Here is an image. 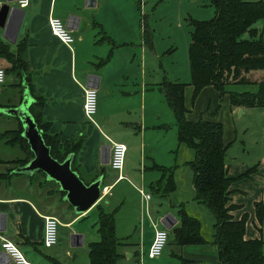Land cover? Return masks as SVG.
<instances>
[{
    "label": "crops",
    "instance_id": "obj_1",
    "mask_svg": "<svg viewBox=\"0 0 264 264\" xmlns=\"http://www.w3.org/2000/svg\"><path fill=\"white\" fill-rule=\"evenodd\" d=\"M153 1L30 0L28 7L20 9L16 0H0V9L7 6L13 10L0 27V45L15 53L24 43L28 63L27 79L7 74L0 85V110L17 107L23 99L29 98L30 105L36 97L42 99V116L50 124L48 133L61 143L81 144L73 164L80 179L87 185L102 181L98 203L76 214L63 199L57 183L41 173H15L12 162L20 159L22 152L0 140V175H5L0 179V234L30 264H89L88 245L100 240L96 224L100 209L114 214L115 235L122 244L117 264H142L155 227L171 234L179 226L176 212L180 206L201 222L205 243L174 247L169 261L165 255L153 260L147 257L146 264H218L212 244L214 218L193 200L192 174L186 166L193 154L178 143L175 119L159 90L160 84H187L184 103L190 111L189 120L215 117L224 121L214 109L194 113L192 101L191 105L187 103L186 97L191 98L193 90L188 85L190 75L178 68L175 55L182 41L189 47V32L184 33L181 23L173 27L169 22L157 34L147 16ZM50 17L62 20L71 32V49L51 34ZM157 36L163 37L160 47ZM166 58L171 60L168 66L175 67L168 71L169 78H159ZM8 67L0 56V68ZM89 86L98 92L94 118L97 126L89 123L83 113V90ZM226 105L230 115L241 114L242 109L230 107L228 98ZM18 124L16 118L2 115L0 134L16 129ZM107 138L127 148L121 180L109 167ZM224 141L228 142L225 131ZM129 151H133L132 156H128ZM249 165L226 160L228 176L234 179L229 205L235 209L229 214L235 221L247 215L245 240L264 241V230L255 215V204L264 203V157ZM156 167L172 168V192L163 191L164 182L158 183L162 174ZM250 169L254 170L248 178L239 179ZM126 181L128 184L123 183ZM140 191L151 195L147 204ZM107 197L108 202L101 205ZM44 216H54L60 223L58 244L52 248L42 245ZM164 217L173 222L171 229L161 224ZM0 264H12L1 247Z\"/></svg>",
    "mask_w": 264,
    "mask_h": 264
},
{
    "label": "trees",
    "instance_id": "obj_2",
    "mask_svg": "<svg viewBox=\"0 0 264 264\" xmlns=\"http://www.w3.org/2000/svg\"><path fill=\"white\" fill-rule=\"evenodd\" d=\"M205 1L214 9V16L208 21L189 20L191 30L188 85L193 89L192 104L202 90L211 87L219 94L220 99L224 95L228 96L231 108L264 110V79L256 83L250 78L251 73L264 71V26L261 33L257 28V23L264 20V3L244 0ZM0 56L9 64L4 70L6 75L13 74L20 79L28 76L24 43L19 45L15 53L0 45ZM232 85H257L258 91L239 93L226 89ZM186 86L184 83L165 81L160 84L159 90L173 113L179 145L193 154L192 160L186 164L192 174L193 200L214 218L212 244L217 251L218 264H264V241L244 238L247 215L244 214L240 220L235 221L229 214L235 209L229 205V188L234 179L228 176L226 167V152L232 143L224 141V126L215 117L188 119L190 111L184 103ZM29 89L33 94V87L30 86ZM42 108V99L36 97L29 113L42 133L51 157L63 163L71 156V169L78 174L73 164L81 144L61 143L57 136L50 135V124L43 119ZM2 115L0 113V117ZM212 116H216V113ZM22 132L19 123L16 129L0 134V140L5 145L16 147L22 152V157L12 162L15 169L23 168L33 159ZM156 168L162 173L158 183L164 182L163 191L172 192L175 187L172 168ZM253 170L250 169L239 179L248 178ZM4 177L5 175H0V179ZM61 194L64 197V193ZM176 214L179 226L169 234L168 245L183 247L204 244L201 222L191 216L184 206L178 207ZM255 215L259 225L264 228V203L255 204ZM96 224L100 240L88 245L89 264H117L121 257L119 249L122 244L115 235L114 214L100 209Z\"/></svg>",
    "mask_w": 264,
    "mask_h": 264
},
{
    "label": "rangeland",
    "instance_id": "obj_3",
    "mask_svg": "<svg viewBox=\"0 0 264 264\" xmlns=\"http://www.w3.org/2000/svg\"><path fill=\"white\" fill-rule=\"evenodd\" d=\"M249 2L262 1L264 0H244ZM154 3L151 5L150 9L147 11V16L149 21V26L156 30L157 34L160 33L161 29L166 27L169 22L173 27H178L181 23L183 26L184 33L190 32L191 27L189 26L188 20L194 21H208L214 16V9L206 2L205 0H154ZM167 15V19L165 16ZM188 19V20H187ZM264 20L257 23V28L260 33L263 32ZM170 27V26H168ZM163 37L157 36V45L158 47L162 46L160 39ZM189 43L190 35L188 33ZM177 46V45H175ZM185 45V41L181 42L178 45V51L176 52V59L178 63V68L181 70H187L188 76L190 75L189 69V56H188V47ZM171 60L167 59L163 61L164 69L159 70V78L161 77H170V73L174 65H169ZM187 61V63H186ZM7 62V61H6ZM8 63V62H7ZM184 63V64H183ZM187 66V67H186ZM251 80H254L256 83L264 79V71L256 72L250 76ZM229 91L234 92H249L256 93L258 91L257 85H232L226 88ZM202 94V95H201ZM200 94L197 100L193 103V111H205L206 108L210 110H215L224 121V131L225 138L228 140L226 143H232L229 149L226 152V160L234 161L239 164H250L252 166L256 164L262 157H264V110L260 108H242L241 114L235 112L230 115L227 113L226 100L227 95H224L221 99L218 97L219 94L212 89L204 91ZM187 103L191 105V98L189 95L186 97ZM193 113V112H192ZM213 114V113H212ZM7 124L4 122L3 125ZM133 151H129L128 156H132ZM159 171V170H158ZM162 174V173H161ZM44 179V178H43ZM123 182V183H126ZM132 184H137L136 181L130 180ZM147 192V191H146ZM109 197L105 198L101 205H104L105 202H108ZM100 205V206H101ZM102 207V206H101ZM128 209V208H127ZM261 227V226H260ZM264 230V228L261 227ZM172 245H168L163 250L162 258L164 255L168 258L170 253L174 251ZM264 252V246H263ZM170 258H168V261ZM147 256L144 257L143 263L146 264ZM142 263V264H143Z\"/></svg>",
    "mask_w": 264,
    "mask_h": 264
},
{
    "label": "water",
    "instance_id": "obj_4",
    "mask_svg": "<svg viewBox=\"0 0 264 264\" xmlns=\"http://www.w3.org/2000/svg\"><path fill=\"white\" fill-rule=\"evenodd\" d=\"M11 13L13 10L7 6L0 9V27H4ZM28 99H23L17 107L0 110L3 115L16 118L19 121L23 129L22 137L27 141L33 154V159L26 166L17 168L14 172L30 176L36 173L43 174L47 180L59 185L60 192L64 193L63 199L76 214H83L100 200L102 181L97 179L87 185L76 172L72 171L71 156L63 163H59L51 157L50 150L43 141L42 133L29 113L31 105ZM107 149H109L108 146ZM160 222L167 229H171L173 226L169 217H164ZM3 255L5 256L4 253Z\"/></svg>",
    "mask_w": 264,
    "mask_h": 264
},
{
    "label": "built area",
    "instance_id": "obj_5",
    "mask_svg": "<svg viewBox=\"0 0 264 264\" xmlns=\"http://www.w3.org/2000/svg\"><path fill=\"white\" fill-rule=\"evenodd\" d=\"M30 0H16V4L20 9L28 7ZM48 27L51 34L56 37L64 46L71 49L74 38L62 20L55 17L48 19ZM6 74L0 68V85L5 82ZM98 110V92L94 87H85L83 90V113L86 120L94 126H97L94 118ZM109 143V167L112 171L119 174L118 179L121 180L122 170L125 164L127 148L123 143L114 142L107 138ZM104 193V191H103ZM144 202L147 204L151 195L140 191ZM102 195V192H101ZM42 245L44 248H52L58 244L59 240V220L54 216H44ZM169 242V232L165 229L155 227L152 242L147 251L149 259H157L162 256L163 250ZM0 247L6 257L12 264H30L21 251L9 240L0 234Z\"/></svg>",
    "mask_w": 264,
    "mask_h": 264
}]
</instances>
